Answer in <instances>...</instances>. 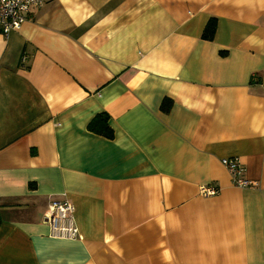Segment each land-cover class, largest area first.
Returning a JSON list of instances; mask_svg holds the SVG:
<instances>
[{
    "label": "crops",
    "instance_id": "crops-1",
    "mask_svg": "<svg viewBox=\"0 0 264 264\" xmlns=\"http://www.w3.org/2000/svg\"><path fill=\"white\" fill-rule=\"evenodd\" d=\"M55 198L81 237L50 235ZM0 264H264V0H46L0 30Z\"/></svg>",
    "mask_w": 264,
    "mask_h": 264
},
{
    "label": "built area",
    "instance_id": "built-area-1",
    "mask_svg": "<svg viewBox=\"0 0 264 264\" xmlns=\"http://www.w3.org/2000/svg\"><path fill=\"white\" fill-rule=\"evenodd\" d=\"M46 0H0V30L4 35L19 29L28 14L41 7ZM222 164L227 168L231 183L237 187H248L255 183L245 175V166L236 158H224ZM219 189L211 185H201L202 196H212ZM72 204L64 198L49 202L47 222L50 235L58 238L76 239L81 237L73 216Z\"/></svg>",
    "mask_w": 264,
    "mask_h": 264
},
{
    "label": "trees",
    "instance_id": "trees-1",
    "mask_svg": "<svg viewBox=\"0 0 264 264\" xmlns=\"http://www.w3.org/2000/svg\"><path fill=\"white\" fill-rule=\"evenodd\" d=\"M216 31V18H210L207 23L204 26L203 32H202V38L212 40L214 37ZM168 102L167 99H164L161 108L163 110L168 109ZM109 115L106 112H100L97 113L88 123L87 130L102 135L108 139L113 138L114 131L112 127L109 124Z\"/></svg>",
    "mask_w": 264,
    "mask_h": 264
}]
</instances>
